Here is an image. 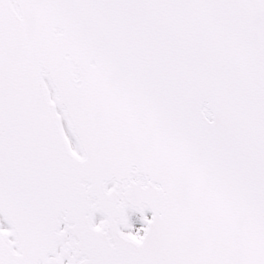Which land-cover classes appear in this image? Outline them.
I'll return each instance as SVG.
<instances>
[{
    "label": "snow or ice",
    "instance_id": "snow-or-ice-1",
    "mask_svg": "<svg viewBox=\"0 0 264 264\" xmlns=\"http://www.w3.org/2000/svg\"><path fill=\"white\" fill-rule=\"evenodd\" d=\"M0 264H264V0H0Z\"/></svg>",
    "mask_w": 264,
    "mask_h": 264
}]
</instances>
